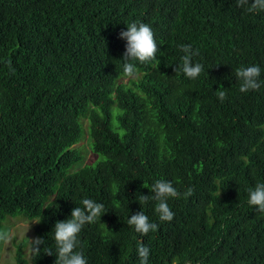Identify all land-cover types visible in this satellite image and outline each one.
I'll list each match as a JSON object with an SVG mask.
<instances>
[{"label":"trees","instance_id":"16d2710c","mask_svg":"<svg viewBox=\"0 0 264 264\" xmlns=\"http://www.w3.org/2000/svg\"><path fill=\"white\" fill-rule=\"evenodd\" d=\"M246 8L236 0H0V230L7 217L36 221L45 242L32 264H55V223L84 198L107 212L78 237L88 264H139V241L148 264H264V213L247 203V190L264 183V85L240 92L236 76L258 65L264 81V11ZM132 22L152 28L159 50L134 61L128 77L119 33ZM181 45L199 51L196 79L175 72ZM82 119L103 159L74 171L84 160L73 147ZM161 179L181 193L167 201L170 222L140 199ZM141 210L158 225L147 236L127 223ZM15 264H27L20 250Z\"/></svg>","mask_w":264,"mask_h":264},{"label":"clouds","instance_id":"9594fccd","mask_svg":"<svg viewBox=\"0 0 264 264\" xmlns=\"http://www.w3.org/2000/svg\"><path fill=\"white\" fill-rule=\"evenodd\" d=\"M238 7L247 6L248 12L264 11V0H254L249 3V0H236ZM119 38L126 40V50L122 60L123 72L128 77H133L137 68L134 61L140 64H145L156 59V53L159 50L154 37L152 28L145 23L132 22L127 26V30H122L119 33ZM181 51L184 55L181 57L182 64L176 71L182 72L185 77L196 79L203 71V65L199 62L193 63V56L199 54L198 50L193 51L191 45H181ZM236 76L241 81L240 92L249 90H259L264 81L260 80L261 68L258 65L248 67H240L236 70ZM217 96L221 102L227 99L225 90H217ZM248 201L250 206H254L257 211L264 213V183H257L254 188L248 190ZM150 195H141L142 202L147 203L150 199L156 202L155 212L158 214L161 221H171L174 218V212L170 209L168 200L170 198L178 199L181 193L173 186L170 181L156 180L151 185ZM192 194V190L188 189L183 193L184 197ZM82 207L78 206L72 209L70 217L64 221L55 223L54 241L56 244V260L55 264H88L84 253L77 250L80 246L78 239L82 228L86 224H93L101 219L105 213V207L102 203L84 198L81 201ZM39 223V222H38ZM129 226H133L137 233L142 236H147L149 232L158 230L156 223L150 222L148 216L141 210L133 215L127 221ZM10 234L6 230H0V241L8 242ZM44 239L35 237L29 239V244L33 256L40 252V245L44 244ZM137 253L139 264H148L150 249L141 241L138 242ZM47 255H52L51 250H48Z\"/></svg>","mask_w":264,"mask_h":264},{"label":"rangeland","instance_id":"374dc122","mask_svg":"<svg viewBox=\"0 0 264 264\" xmlns=\"http://www.w3.org/2000/svg\"><path fill=\"white\" fill-rule=\"evenodd\" d=\"M127 78L124 79V83L127 82ZM136 80V78H134ZM82 126L84 127L83 139L73 147L78 149L84 156L82 163L74 167V171H78L83 166L94 163L97 159L102 160L94 155L90 147V138L87 130V120L82 119ZM111 127L114 131L117 127V121L113 115L111 120ZM120 133L119 131H117ZM36 221L28 220L22 216L7 217L2 226V230H6L10 234V240L8 242L0 241V264H15L17 252L20 250L24 260L27 264H32L31 257L32 252L29 244V239L35 238L34 226Z\"/></svg>","mask_w":264,"mask_h":264}]
</instances>
